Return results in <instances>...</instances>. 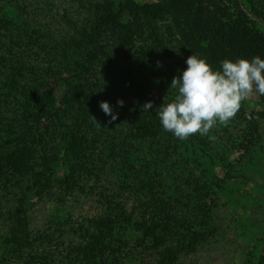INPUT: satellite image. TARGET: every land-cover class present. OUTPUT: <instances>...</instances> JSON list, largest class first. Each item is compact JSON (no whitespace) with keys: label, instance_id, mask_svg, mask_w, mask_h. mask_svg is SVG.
Segmentation results:
<instances>
[{"label":"trees","instance_id":"16d2710c","mask_svg":"<svg viewBox=\"0 0 264 264\" xmlns=\"http://www.w3.org/2000/svg\"><path fill=\"white\" fill-rule=\"evenodd\" d=\"M78 4L80 11L87 13L82 18V21L87 19L84 25L75 26L77 34L63 35L51 42L46 39L51 36L46 37L27 18L20 14L8 16L0 6V190L15 183H26L34 193L42 192L50 187L62 155L76 156L75 162L83 166L81 158L84 156L79 153L87 155L91 148L92 116L96 117L93 102L97 97L94 95L103 91V87L111 91L122 87L123 92L141 106L148 101L154 102L153 108L145 111L142 117L137 114L128 119L132 137H149L155 141L158 140L155 138L173 135L164 131L156 115L155 109L164 98L154 93L153 87L167 90V100L173 98L176 90H169V86L173 77L182 75L186 69L187 57L198 53L213 69H218L224 59L251 60L257 55L264 59V31L253 24L254 20L264 22V0H103L99 3L79 0ZM62 14L72 22L67 13ZM17 45H27L32 57V46L47 47V55L51 49L60 48L65 55L64 67L70 66L71 60L74 62L72 71L77 73L63 77L61 84L44 88L49 80L44 81L40 72L53 75V71L30 64L21 55L24 51H15ZM54 66L55 63L50 64L51 68ZM25 79L33 82H24ZM63 85L66 87L62 103L57 105L54 87ZM260 96L264 99V95ZM257 112H252L249 120L255 131ZM263 113L264 110L260 111ZM63 118L67 123L60 135L42 125L43 119L60 125ZM202 137L196 133L187 140L199 141ZM53 138L60 141L62 149L45 155L42 146L46 139ZM173 139L178 141V138ZM240 145L246 147L242 142ZM39 158L42 162L37 167ZM122 168L125 175L136 182L137 177L128 171L131 168L127 161ZM75 177V169L70 167L60 181L64 187H73ZM228 177L225 173L213 184L222 188ZM197 183H194L192 196L201 197L198 200L200 210L194 213L193 220L177 217L176 208L163 199L159 202L152 198L150 210L147 209L149 214L138 219L116 204L117 213L110 216L104 210L98 218H89L88 225L83 224L81 237L73 244V255H77L79 264H120L127 253L105 241V237L123 216L126 222H132L135 230L141 231L144 239L150 238L148 247L159 253L160 264H174L180 251L185 249L171 241L174 235L181 238L177 241L186 240V246L192 247V243L208 234L206 225L212 205L205 200V195L210 188L204 186L201 193L195 192ZM22 207L21 203L9 208L11 222L6 224L5 239L14 249L10 252L20 251L24 257L25 251L28 255L36 254L37 248Z\"/></svg>","mask_w":264,"mask_h":264},{"label":"rangeland","instance_id":"374dc122","mask_svg":"<svg viewBox=\"0 0 264 264\" xmlns=\"http://www.w3.org/2000/svg\"><path fill=\"white\" fill-rule=\"evenodd\" d=\"M78 2L0 0V6L8 16L20 14L22 18H27L46 37L51 36L46 38L51 42L63 35L77 34L78 28L75 26L84 25L87 19L82 21V18L87 13L86 10L80 11ZM64 12L72 22L62 14ZM253 24L264 31L263 21L254 20ZM32 47L33 57L27 45H17L14 49L16 52L24 51L21 55L30 64L53 71V75L40 72L44 81L49 80V85L44 88L61 84L63 77L77 73L72 71L74 62L71 60L70 66L64 67L65 55L60 48L51 49L52 52L47 55V47ZM54 63L55 66L51 68L50 64ZM24 72L26 74V70ZM25 81L33 82L31 79ZM65 87H54L57 105L62 103ZM103 91L94 95L97 97L93 102L97 121H93L89 153H79L84 156L81 158L83 166L75 162L76 156L62 155L60 165H56L52 174L50 187L42 192L34 193L26 183H15L0 190V264H79L77 255H73V244L81 237V227L91 222H88L89 218H98L104 210L110 216L117 213L116 204L122 205L138 219L149 214L147 209L150 210L152 198L159 202L163 199L176 208L177 217L193 220L196 218L194 213H199L198 200L201 199L192 196L195 182H198L195 192L201 193L204 186L210 188L205 195V200L212 205L206 225L208 234L199 241L191 242L192 247L186 246V240L177 241V238H181L174 235L171 241L176 242L177 247L186 249L180 251L174 264H264V113L260 114L264 110V99L260 93L254 88L241 101L240 110L230 122H217L208 135L191 142L179 138L176 141L170 132L173 137L155 138L158 139L155 141L149 137H132V125L128 118L137 114L142 117L145 114L143 106L123 92L122 87H116L113 91L103 87ZM166 91L153 87V92L162 98L168 96ZM119 100L124 101L123 106L118 104ZM101 101L110 103L113 114H118L116 120L113 121L100 108ZM252 112H257L256 131L249 125ZM64 123H67L64 118L60 125L53 120L43 119L42 125L47 126L53 134L60 135ZM241 142L246 147L241 146ZM42 147L45 155L62 149L56 138L46 139ZM124 161L131 168L128 170L131 175L137 177L136 182L125 175L122 168ZM41 162L39 158L37 167ZM70 167L75 169V184L64 187L60 179L69 173ZM225 173L229 175L226 183L222 188L216 187L213 182ZM21 203V212L28 220V229L37 248L36 254L28 255L25 251L24 257L20 251L10 252L14 249L5 239L6 224L10 225L11 222L9 208ZM178 233L183 234L184 231ZM106 234L105 241L121 247V251L128 255L120 260V264L161 263L159 253L148 247L150 238L144 239L141 231L135 230L132 222H126L123 216Z\"/></svg>","mask_w":264,"mask_h":264},{"label":"clouds","instance_id":"9594fccd","mask_svg":"<svg viewBox=\"0 0 264 264\" xmlns=\"http://www.w3.org/2000/svg\"><path fill=\"white\" fill-rule=\"evenodd\" d=\"M186 64L182 75L174 76L171 81L169 90H176L173 98H164L155 109L164 131L181 140L196 133L206 136L217 122H230L240 110L241 101L254 88L264 95V59L259 55L251 60L224 59L218 69H213L206 58L193 53L187 57ZM118 104L123 106L124 101L119 100ZM153 105L152 101L146 102L142 111H148ZM100 108L113 121L118 118L109 102L101 101Z\"/></svg>","mask_w":264,"mask_h":264}]
</instances>
